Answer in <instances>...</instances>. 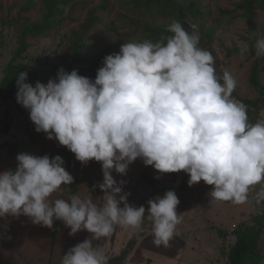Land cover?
<instances>
[{"label": "clouds", "instance_id": "9594fccd", "mask_svg": "<svg viewBox=\"0 0 264 264\" xmlns=\"http://www.w3.org/2000/svg\"><path fill=\"white\" fill-rule=\"evenodd\" d=\"M167 32L172 35L157 42L123 43L103 58L94 80L63 68L46 84L26 83V72L17 77L16 99L35 131L82 164L101 163L102 204L78 195L49 199L73 183L59 155L20 153L15 170L0 171V218L25 215L48 228L55 219L69 235L91 234L62 255L61 264H108L93 240L116 226L139 229L146 212L154 243L169 245L182 221L175 192L149 200L146 210L128 203L124 181L111 174H125L137 158L159 173L185 172L189 186L203 181L215 200L243 204L257 184L256 199L264 200V120L249 122L247 106L232 96L236 80L229 72L217 75L213 55L199 46L197 25L189 31L173 21ZM255 48L257 58L264 56V37ZM248 51L241 44V58Z\"/></svg>", "mask_w": 264, "mask_h": 264}, {"label": "rangeland", "instance_id": "374dc122", "mask_svg": "<svg viewBox=\"0 0 264 264\" xmlns=\"http://www.w3.org/2000/svg\"><path fill=\"white\" fill-rule=\"evenodd\" d=\"M88 21L90 26L84 30L83 25ZM173 21L180 22L189 31L192 25H197L199 46L213 55L217 75L229 72L236 80L232 93L236 100L241 102L237 97L261 98L264 56L256 57L255 41L264 37V0H0V83L8 68L15 64L49 72L72 56L75 44L83 53L106 56L118 53L123 43L157 42L163 36L172 35L167 32V27ZM30 26L46 29L38 35L24 33V29ZM243 43L248 44L249 51L241 58L239 51ZM254 68L258 85L250 82ZM80 73L89 78L86 68ZM244 105L248 108V104ZM247 115L250 123L264 120V99L258 100L257 107H251ZM20 153L47 154L50 158L59 155L64 161L63 167L73 177L72 184L61 185L65 200L75 189L74 195L91 197L97 204L103 203V192L98 187L103 182L101 163L77 161L65 146L55 139H47L45 133L37 132L34 125L27 124L18 114L15 102L0 99V171L15 170L16 156ZM111 174L115 180L124 181L121 194L128 193V203L137 207L143 205L146 210L149 200L166 191H174L180 201L176 211L182 217L175 237L184 239L189 232L186 238L193 240L195 235L212 233L199 227L202 225L215 228L216 233L231 223L237 225L238 233L252 227L257 249L264 259V200L258 202L256 199L260 184L250 188L247 202L234 204L212 198L211 186L203 181L189 186V176L183 171L159 173L152 166H145L139 158L128 166L125 174L115 171ZM57 198H62L60 192L53 193L49 199L54 201ZM53 222L58 227L63 224L60 220ZM221 222L224 224L220 225ZM147 223L152 224V221L146 212L142 225ZM61 229L60 238L67 243V251L91 236L85 230L69 235L67 226ZM30 231L33 245L29 251L32 254L27 255L32 256L36 264H48L51 249L45 243L50 242L51 228L34 224L27 216L0 218V237L8 232L7 240L26 241ZM115 233L116 229L112 234ZM223 233L221 230L219 240L222 263L229 264L224 254ZM101 239L105 241L106 237ZM36 241L42 245H37ZM111 241L112 238L105 242L110 244ZM127 243V239L121 242L123 249ZM141 243L147 252L161 250L152 239L150 242L139 241L137 247ZM147 245L152 251L147 250ZM135 252L140 254L142 250L137 248ZM0 253V264H21L17 253L10 250Z\"/></svg>", "mask_w": 264, "mask_h": 264}, {"label": "crops", "instance_id": "0c3cea01", "mask_svg": "<svg viewBox=\"0 0 264 264\" xmlns=\"http://www.w3.org/2000/svg\"><path fill=\"white\" fill-rule=\"evenodd\" d=\"M60 196L65 199L64 189L61 186ZM68 196V195H67ZM67 200V199H66ZM25 216V215H19ZM56 222V220L54 219ZM224 224L223 222L219 223ZM234 223H231L232 225ZM54 225L51 228L50 242H46L45 244H49L51 249V255L49 256L48 264H61L62 255L67 252V243L62 240L61 231L65 224L63 223L60 227ZM227 228L218 229L224 230L223 235L225 234ZM137 231L133 228H115V235L111 234L106 237L105 241L112 238V241L106 243L101 238L98 240H94V246H98L106 256L109 257V260L118 257L120 253L124 249L122 248L121 242L124 239H127L129 242L128 252L126 256L119 262H108V264H223L222 262V253L220 251V231L215 232V228L205 227V225L199 226L200 228H205L206 230H211L212 233L202 236L195 235L193 240L187 239L186 237L189 235L187 232L184 236V239L177 238L173 236V238L169 241L168 246L160 245V251L158 252H147L144 250L143 243L139 244L137 247V243L139 241L145 242L152 239L154 243V234H153V226L150 223L140 226ZM221 227V226H220ZM135 230V231H134ZM32 231L29 232L26 241H22L21 239H8L6 237V233L3 237H0V252L3 250H10L12 252L17 253L20 256L21 264H36L33 261V257L27 255L28 253L32 254L29 251V247L33 245V239L30 235ZM123 232V233H122ZM134 232V233H133ZM133 233V234H132ZM217 234V235H216ZM121 237V240L118 239ZM116 238V241L114 240ZM131 240V241H130ZM204 240L205 243L202 241ZM21 241V243H19ZM32 242V243H31ZM105 242V243H104ZM11 243V244H9ZM37 245H42L40 241L35 242ZM32 244V245H31ZM152 245L151 243H149ZM127 246V244H126ZM70 248V246H68ZM139 248L142 250V253L137 254L135 250ZM147 250L152 251L150 247L147 245ZM55 254H52L54 253ZM135 252V253H134ZM153 253V254H152ZM1 255V253H0ZM60 256V257H58ZM136 256V257H135ZM135 257V258H134ZM264 259H262L258 264H263Z\"/></svg>", "mask_w": 264, "mask_h": 264}, {"label": "trees", "instance_id": "16d2710c", "mask_svg": "<svg viewBox=\"0 0 264 264\" xmlns=\"http://www.w3.org/2000/svg\"><path fill=\"white\" fill-rule=\"evenodd\" d=\"M191 6H193V3H191ZM90 23H91L90 21L84 23L83 29L87 30L90 26ZM45 29L46 27L43 26L41 27L30 26L24 29V33L30 32V34L38 35L42 33ZM73 47H75V50L72 53V56L68 60L64 61V63H62L61 65H57L53 67V69L50 70L49 72L28 69L24 65H20V64L11 65L8 68L6 75L4 76L3 80L0 83V99L3 102H15V107L18 114L23 120L26 121L27 124L34 125L29 118V111L25 109L20 103H18L16 99V93L18 91L16 86V80L19 73L26 72L27 80L25 82L31 83L33 86L35 85L36 81H40L46 84L50 78L55 79L58 70L61 68H63L66 72L77 70L79 75H82L80 73L81 69L86 68L89 78L92 80L95 79L97 69L102 66V61L105 56L100 53L96 55L83 53L82 50L79 49V46L77 44L73 45ZM250 82L253 85H258L255 68L252 71ZM260 96L261 98H256L254 100L241 99L237 96L236 97L239 100H241V102H243L244 104H248V108H249V109L247 108V112H248L251 107H257L258 100L262 98L264 99L263 88H261L260 90ZM4 132H6V129H4ZM74 193H75V189L71 191V196H73ZM237 231L238 229L236 227V231L234 233L236 238L232 248L228 253L229 264H258L263 257L259 253L256 246L255 237H254L255 236L254 228L246 227L244 229H241L239 233ZM128 246H129V242L127 243L126 248L120 253L118 257H114L108 260V262L121 261L128 252Z\"/></svg>", "mask_w": 264, "mask_h": 264}, {"label": "built area", "instance_id": "2783aa9c", "mask_svg": "<svg viewBox=\"0 0 264 264\" xmlns=\"http://www.w3.org/2000/svg\"><path fill=\"white\" fill-rule=\"evenodd\" d=\"M236 227L237 225L235 224L230 225L223 236L224 254L226 260H228V253L234 244V233L236 231Z\"/></svg>", "mask_w": 264, "mask_h": 264}]
</instances>
